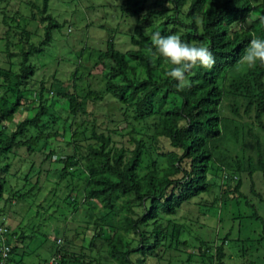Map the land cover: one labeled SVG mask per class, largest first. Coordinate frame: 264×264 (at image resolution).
I'll return each instance as SVG.
<instances>
[{
    "label": "trees",
    "instance_id": "obj_1",
    "mask_svg": "<svg viewBox=\"0 0 264 264\" xmlns=\"http://www.w3.org/2000/svg\"><path fill=\"white\" fill-rule=\"evenodd\" d=\"M49 1L26 0L29 14L0 7V45L4 46L0 52L6 55L0 63V160L14 158L19 147L25 146L28 155L23 159L31 163L25 182L17 178L15 186L3 174L9 163L0 166V200L10 205L13 200L25 203L28 195L34 194L36 200L46 191L44 200L38 202L42 207L43 201L46 203L43 210L51 212V220L57 215L55 207L67 210L63 216L66 223L81 207L88 215L93 213L92 236L108 232L105 251L109 264H153L148 259L160 264L161 259H165L164 264H190L194 249L207 260L203 264H224L227 235L217 244L191 235L186 225L190 220L180 219L177 212L182 204L201 199L215 187L221 197L226 191L240 193L242 171L251 176L260 170L264 177L261 138L251 126L244 131V125L224 116L227 108L237 117L252 116L256 126L264 130V64L257 62L248 68L238 63L253 34L264 39V23L258 19L264 16V0H151L158 8L144 13L149 0H123L120 16L135 18L130 46L121 49L111 34L102 48L83 46L77 51L79 57L66 86L63 70L52 69L46 82L44 74L37 75L39 64L33 61L51 42L52 31L62 27L50 12ZM254 9H258L257 14L251 18ZM38 23L43 25L42 35L37 31ZM155 31L209 47L216 59L214 67H194L186 73L190 86L179 89V82L166 76L173 66L152 45L150 36ZM88 59L101 65L100 79L96 77L98 82L93 87L88 84L89 89L82 93L77 81L89 75L81 70L85 68L82 61ZM45 64L40 63V67ZM106 95L123 113L117 126L129 128L126 133L131 148L116 146L110 132H97L96 117L92 126L87 125L85 116L92 113L88 104L105 100ZM25 110L26 114L14 121L15 114L22 115ZM89 129L90 138L100 145L86 144L89 170L85 173L79 161V140ZM132 133L142 136L136 138ZM59 135L65 141L62 148L46 146ZM245 136L254 144L255 160L243 146L233 151ZM159 157L164 166H159ZM46 161L55 166L42 171L41 162ZM40 172L45 173L42 183ZM25 185L28 187L23 190ZM230 199L236 200L234 196ZM218 200L215 196L210 205ZM6 214L0 208L2 226ZM85 224L90 228L88 220ZM50 226L55 228L56 221ZM23 228L20 221L4 226L0 264H6L21 239L28 236ZM75 234L76 229L69 227L53 238L50 264H97L98 258L91 251L69 248ZM1 243L8 245L4 256ZM185 247L193 250L187 252ZM163 253H167L166 258Z\"/></svg>",
    "mask_w": 264,
    "mask_h": 264
},
{
    "label": "rangeland",
    "instance_id": "obj_2",
    "mask_svg": "<svg viewBox=\"0 0 264 264\" xmlns=\"http://www.w3.org/2000/svg\"><path fill=\"white\" fill-rule=\"evenodd\" d=\"M25 1L26 0H2L0 7L10 10V12L18 10L22 14H29L28 5H24ZM122 1L123 0H50V12L62 24V27L59 30L55 29L52 31V40L46 45L42 55L33 57L34 63L39 64V67H37V75L42 76V74H44V80L48 82L52 69L63 70V84L65 86L68 85L70 83V79L68 80V77H70L69 71L74 69L76 60L79 57V52L77 51H80L83 46L88 47L89 45H93L97 49L102 48L109 34L113 35L116 45L121 49L128 48L130 46V34L132 33L131 29L135 22V18L120 16L119 6ZM157 8L158 6L149 0L142 13L148 9ZM257 10L258 9H254L251 12V18L256 16ZM38 25L39 28L37 31L42 35L43 25L41 23H38ZM101 25H103V27ZM107 29L110 31H107ZM2 50L4 51V46L0 45V51ZM49 53H51L52 56H49ZM4 57L6 58V55L3 56L0 52V63L5 61ZM59 58H61V60H59ZM93 62L94 59L82 61L85 68L81 70H85V73L89 72V75H84L85 78L81 79V81H77L79 83L77 88H83L80 89L82 93H85L87 89H89L88 84H92L91 87H93L96 82H98V79H100L99 74L101 65H93ZM40 63L46 64L40 67ZM96 77L98 79H95ZM72 83L73 82H71V84ZM62 104L63 103H61V105ZM87 109L91 110L89 112H92L87 117L85 116L87 125L92 126L94 123L92 120L96 117L95 125L98 128L97 132H101V130L110 132L111 139L116 146L122 145L127 148L132 147L130 135L126 133L129 128L126 126L121 128L117 126L119 120L123 119V113L119 109V106L117 108L115 107L110 95H106L105 100L97 101V103L92 104V102H90ZM26 112V110L23 111L22 115L18 114L19 112L16 113L14 121L21 119ZM224 116H229L239 124L241 123L244 125V131H246V126H251L252 131L259 135L264 146V130L256 126L257 124L253 121L252 116L241 115L237 117L233 115L228 108L224 111ZM114 128H117L118 131L112 132ZM89 131L90 129L87 131L86 135L82 136L79 140V145H82L79 161L85 173L89 170V165L85 159L89 154L86 144L94 142L98 146L100 145L99 141L90 138L91 133H89ZM60 132H63L62 127H60ZM131 135L136 138L142 136L140 133H132ZM88 136L89 138L87 139ZM220 142L223 143V140ZM64 144V138L59 135L51 139L50 142L47 141L46 146L62 148ZM228 145L230 146L233 144L228 143ZM239 147L244 148L255 160L257 155L250 137L245 136V138L242 137L241 140L239 139L237 145L232 147L233 151L238 150ZM25 150L26 147L21 146L19 147V153H17L14 158L8 157L7 159L2 158L0 160V166L5 165L6 162L9 163L6 173L3 174L9 178L11 186H15L18 183L17 178L20 183L25 182V175L28 174V171L30 172L31 163H28L30 161L26 162L25 159H23V157H27L28 155ZM35 158L39 159L37 156H35ZM50 163V161L41 162L42 171L49 168V166L54 168L55 165H50ZM37 165L38 164H36V166ZM164 165V159L159 157V166ZM140 174H142V170ZM239 178L240 193L233 194L226 191L221 197L220 191L218 192L215 187L210 194L206 196L203 195L201 199L195 198L188 203L182 204L178 209L177 215L180 219L181 217L188 218L190 221L187 220L189 222L186 225L191 228V235L201 236L205 241L214 242V244L221 243L223 241L222 237L227 235V240L224 242L226 253L223 259L224 264H264V177L260 170H255L251 176H249L247 172L242 171L240 172ZM34 179L35 175L31 176L30 183H33ZM44 179L45 173L40 172V183H42ZM48 186L51 187V184ZM27 187L28 186L25 185L23 190H26ZM251 188L259 195H255ZM56 193L59 194V190H55V194ZM46 194L47 192L43 191L36 200L33 197L34 194H31L26 197L25 203L19 200H13L11 205L4 203V200H0V208H4L5 213H8V215L6 214L5 216V225L12 227L20 221L26 235H28L24 239H21L16 252L6 264H47L50 253L54 250L55 246L53 238L58 233L65 232L69 227H74L77 231L75 238L70 240L69 248L75 251H91V253L98 258L97 264H109V258L105 251L108 232L104 230L96 237H93L91 233L96 215L93 213L88 215L85 209L81 207L77 213L72 214L69 222L66 223L64 222L65 217L63 216L64 214L67 216V210L64 207H55V214L57 215L51 220L49 219L51 212L48 213L43 210L44 207L46 208V203L43 201L45 205L42 207L41 203L38 202L41 199L44 200ZM5 195H7V193ZM215 196L219 197L217 204L210 205V202L213 201ZM231 196H234L236 200H231ZM223 203L225 204L223 205ZM61 214L62 216L59 217ZM2 218L3 217L0 215V221ZM59 218L60 220L58 221ZM85 220H88V227L90 228H86ZM50 221H52V223L56 221L55 228H51L52 226L50 225L52 223ZM64 226L66 227L63 229ZM61 238L63 239V237ZM184 250L190 252L193 249L185 247ZM193 252L194 255L190 264H203L204 261L207 262L204 257L197 254V249H194ZM173 253L177 254L176 252ZM166 254L167 253H163L165 258L167 257ZM177 255L179 258L182 257V255ZM147 262L160 264L157 260L153 261L152 259H148ZM161 263L164 264L165 259H161ZM94 264H96V262ZM176 264L184 263L180 261Z\"/></svg>",
    "mask_w": 264,
    "mask_h": 264
},
{
    "label": "clouds",
    "instance_id": "obj_3",
    "mask_svg": "<svg viewBox=\"0 0 264 264\" xmlns=\"http://www.w3.org/2000/svg\"><path fill=\"white\" fill-rule=\"evenodd\" d=\"M258 19L264 23V16H260ZM150 38L158 53L173 66L167 71L166 76L177 80L178 88L181 90L190 86L186 77L187 72L196 66L211 70L216 63L215 56L209 47L188 43L182 40L179 35L165 36L159 31H155L151 33ZM257 62L264 64V39L253 34L238 63L253 68ZM4 226L0 225V228L3 229ZM57 242H60V239H57Z\"/></svg>",
    "mask_w": 264,
    "mask_h": 264
},
{
    "label": "built area",
    "instance_id": "obj_4",
    "mask_svg": "<svg viewBox=\"0 0 264 264\" xmlns=\"http://www.w3.org/2000/svg\"><path fill=\"white\" fill-rule=\"evenodd\" d=\"M3 229L0 228V233L2 232ZM2 245V255H6L8 251V246L5 243H1ZM53 257L50 259L49 264L53 261Z\"/></svg>",
    "mask_w": 264,
    "mask_h": 264
}]
</instances>
